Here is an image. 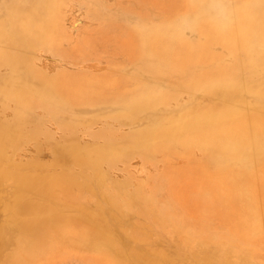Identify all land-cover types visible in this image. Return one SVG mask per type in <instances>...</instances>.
I'll return each instance as SVG.
<instances>
[{
	"label": "rangeland",
	"instance_id": "374dc122",
	"mask_svg": "<svg viewBox=\"0 0 264 264\" xmlns=\"http://www.w3.org/2000/svg\"><path fill=\"white\" fill-rule=\"evenodd\" d=\"M13 3L21 9L16 17L34 8L33 0H0V18ZM61 7L55 41L32 43L25 34L0 41V122L17 127L2 148V164L40 175L28 180L34 187L1 179L0 264L22 233L2 205L21 195L50 211L34 264H264V97L255 100L249 73L234 61L246 43L239 37L264 38V0H61ZM226 25L230 41L216 30ZM167 48L173 60L185 54L182 76L171 63L159 72L145 67ZM250 51L264 60V45ZM16 56L37 75L68 82L71 94L62 104L74 108L7 89V79L19 85L25 76ZM236 83L246 87L240 95L233 93ZM164 90L184 97L182 110L235 113L247 126L243 132L261 141L247 151L184 143L176 135L163 146L156 137L138 142L135 131L155 110L175 112L174 100L154 109ZM143 101L152 107L130 122L132 107ZM228 152L233 163L225 161ZM71 173L77 184L62 180Z\"/></svg>",
	"mask_w": 264,
	"mask_h": 264
},
{
	"label": "bare ground",
	"instance_id": "6f19581e",
	"mask_svg": "<svg viewBox=\"0 0 264 264\" xmlns=\"http://www.w3.org/2000/svg\"><path fill=\"white\" fill-rule=\"evenodd\" d=\"M33 1L34 3L31 5V7L33 8L34 6V8L31 13L21 14L22 12L17 11L18 16L16 17L14 11L15 9H19V8L17 7V4L14 3L9 7L13 9L6 10V13L2 12L4 16L1 17L2 19L0 18V41L3 40L6 42H15L17 34H25V37L26 35L31 37L32 43L44 41L45 42V43L43 42L44 45H47L46 42L56 40L55 32L57 30L56 27L60 19L58 13L60 8H62L61 0H33ZM115 3H118V1ZM253 9H254L253 6L249 7L250 12L253 11ZM251 16L255 17L256 13L254 12L251 13ZM182 24L183 22L181 21V25ZM132 28H133V32L134 33L136 32V35L145 36L144 35L145 31L137 29L136 26H133ZM176 29L179 32H176V34L174 35L181 36L182 35L181 32L183 31H181L178 28ZM216 30L224 35L226 41H230L232 39V36H230V33L233 34L232 25L218 26L216 27ZM172 33L173 32H171V30H168L165 32V35L166 36L170 35L169 37H172L173 36ZM160 36L161 34H159V36H156V38H159ZM239 39H241L242 42L246 41V43L243 46L244 51L240 52L241 55L240 54L236 55L234 57V61L237 65L243 66V68L246 69V72L249 73L250 80H249V84H247L246 87L253 92L255 96V100H260V98L264 97V81L262 80L261 77L262 73H264V60H257L256 57L252 55L250 51V47L251 45H257V44L264 45V38L257 37L253 40L252 36L249 35L248 37H243V38L239 37ZM17 58L18 56L14 57L13 60L19 63ZM184 58H185V54L180 55L179 57L177 56L176 59L173 60L171 56V49L167 48L163 59H160L159 62H152L151 59H148L145 63V67L151 68L159 72V70L162 67H165V64L171 63L170 66L171 71L179 77L183 75V72L185 71L186 68ZM24 64L22 63L21 65L19 63V70L25 69L23 73L25 76H23V78L21 77L20 79L22 81L20 82L21 84L17 85L16 83L15 85V83H13L14 78L12 79L11 77L5 81L7 89L15 91L23 99L31 95H36L40 99L39 102L46 103L47 101L51 100L53 102L52 105H54L56 99H58L57 101L59 102H60L59 99H61V102L60 103L57 102V103L62 104L63 98L65 101L66 97L69 96L68 94H71L70 90L67 87V85H70L68 82L61 80L60 77L49 78V77L39 76L36 73H34L33 69H31V65L29 67V65L26 64L27 65L26 66ZM14 65L16 67V64ZM28 75H33L34 78L37 79V81L34 80V82L32 83L28 82L30 80L29 78H27L29 80L26 79ZM246 87L242 86L240 83H236L233 89V93L240 95L242 91L246 89ZM76 95L81 97V92L76 93ZM179 97L180 96L176 91L168 92L167 90L159 92V95L154 97L157 101V105L154 109H156L160 105H164V104L168 105L169 102L171 103V100H174L176 102L171 103V105L174 104V106L171 107L174 108L175 112L172 113L171 111V113H161L159 110H155L153 116L148 117L149 120L145 121L144 125L142 124V128L137 129V131H135L136 140L138 142H148L156 137V139H158L160 144L163 146L169 143L176 135L177 137H180L181 141L184 143L194 142L196 144H201V145L218 144L219 148L223 151H227V150L235 151L237 149L247 151V150H251L250 145L252 141L253 142L255 141L254 143L255 146L258 145L259 141H261L259 139H256V137L254 139L249 138L247 134L243 132V130L245 129L243 128V126H246V124L242 126L241 125L242 122L236 121L237 119L235 118V113H231V112L226 113V112H221L219 110H213L210 108L182 110L181 108L183 104L186 103L187 101L185 100L184 102L183 101L184 97L182 96L180 97L182 98V100ZM57 103L56 105H58ZM68 103L69 102L65 104L63 103L62 104L64 105L63 107L65 108L66 106V108H68L67 107ZM69 105H71V103H69ZM72 106H69V108H71ZM146 107H152L151 103H147L143 101L141 102V106L132 107L131 118L129 119V121L134 122V120L141 119L142 118L141 114H145L144 108ZM175 107H177V109ZM60 111L61 113L63 112L62 110ZM257 114L258 113H256V115ZM256 115H254L256 121H260V119L262 118L261 113H259L260 116L258 115L256 116ZM256 121L253 123L257 125L258 122ZM249 127L251 129V126ZM16 128H17L16 126L10 127L0 122V182L2 181L1 179H3L4 177H12L14 180L18 182H25L29 186L34 187L35 185H31L28 182V180H37V177L40 175H38L37 173L33 174L30 172L25 173L22 172L21 169L11 172L10 170L7 169L8 167L5 168L3 167L4 164H2L5 158V156L2 153V148L4 144L7 143L8 138L12 137L13 132H16ZM262 128H264V124L259 128L260 133L262 132L263 134L264 130H262ZM133 133L134 132H132V134ZM78 151H83V150L81 149ZM261 152L264 153V145L261 148ZM76 153L77 150L73 149L72 154H74L75 156ZM104 155L106 154H103L102 156ZM235 158L236 157L234 155L228 152L225 161L229 163H233V160ZM235 162L237 161L235 160ZM95 163H97V161L96 162L94 161V164ZM72 174L73 173H71V175ZM97 174L100 175V173ZM71 175L64 177L62 180H67V184H70L72 182L71 180H73V182L75 183L74 180L76 179L74 177H76V175L75 173L73 174V176ZM93 175H95V173ZM82 179L84 180L85 178ZM73 182L71 185H74ZM35 184H37V182ZM38 185H42V184L38 183ZM69 187L71 186L69 185ZM37 188L43 189V187L40 186H38ZM39 205H34L29 201H25V198L22 195L21 197L20 196L13 197L10 201L3 203L2 205L3 214L8 219L9 224H14L17 226V228L22 230V233L17 235L18 246L14 251L11 252V254H9L7 258V262H5L6 264H34L36 262V259L37 260L39 259V253L40 251H42L40 250V244H41L40 239L43 238L42 235H45L44 223L47 221V217L50 214L48 208L44 209L41 208V206ZM25 215H30V217L27 218ZM46 234L50 235L49 236L50 240L51 237L54 240V236L53 234H51V230H47ZM38 242L40 243L38 244Z\"/></svg>",
	"mask_w": 264,
	"mask_h": 264
}]
</instances>
